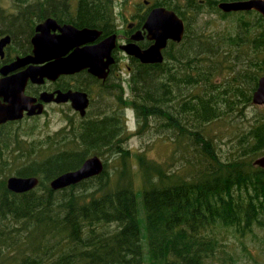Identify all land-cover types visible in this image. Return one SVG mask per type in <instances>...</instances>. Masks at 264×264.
I'll use <instances>...</instances> for the list:
<instances>
[{
	"label": "trees",
	"instance_id": "obj_1",
	"mask_svg": "<svg viewBox=\"0 0 264 264\" xmlns=\"http://www.w3.org/2000/svg\"><path fill=\"white\" fill-rule=\"evenodd\" d=\"M79 1L83 10L111 2ZM219 1H154L181 15L186 33L182 42L170 41L162 63L134 59L133 96L121 100L134 108L139 132L157 120L156 130H171L175 144L190 152L182 155V174L145 153L136 156L146 245L122 114L90 117L80 127L72 122L69 130L41 138H31L35 126L23 131L20 122H7L0 125V264H232L238 256L226 249L229 234L264 233V167L254 164L264 155V109L256 105L260 110L226 156L209 129L236 111L243 118L245 107L255 105L264 75V18L255 10L223 13ZM205 5L224 17L240 14L235 29H195ZM92 155L113 168L107 161L97 176L51 187L52 179ZM11 175L37 176L40 183L16 193L7 186Z\"/></svg>",
	"mask_w": 264,
	"mask_h": 264
},
{
	"label": "flooded vegetation",
	"instance_id": "obj_2",
	"mask_svg": "<svg viewBox=\"0 0 264 264\" xmlns=\"http://www.w3.org/2000/svg\"><path fill=\"white\" fill-rule=\"evenodd\" d=\"M199 1L202 4L206 3V0ZM221 1L229 0H220L219 2ZM126 2L128 1L111 0L108 4H99L98 8L83 10L80 6L82 2L79 0H0V80L20 75L36 66L41 67L54 61V58L44 62L29 60V57L35 56L34 39L41 33L39 26L45 22L43 35L49 40L44 42L40 49L44 54H58L65 50L66 45L64 47L56 46L57 44L52 43L50 39L60 36L63 33L61 28L66 25H72L78 29H96L100 32L96 38L80 45V48L98 45L106 38L116 35V46L112 48L110 58L103 56L98 59L99 64L105 67V78L91 72L89 67L72 73L59 74L54 79L46 76L41 78L40 75L35 79L28 77L24 94L34 100L30 103L23 102V116L8 122L22 123L25 120L37 119L50 115L51 110H55V108H61L62 114L68 119L70 126L72 122H75L76 127H80L82 121L90 117L100 118L104 115L115 114L125 116L127 104L122 105L121 100H128V97H132L133 93L131 91L130 95H125L122 72L126 70L131 73L136 70L137 63L134 59L138 58L130 55L122 46L136 43L143 49L149 47L153 41L148 39L147 31L143 26L150 11L154 7L162 6L155 5L149 0L136 2L133 5H128ZM85 12H90L92 15L86 18ZM179 16L185 21L181 15ZM49 19L53 21L47 22ZM136 35L139 39L133 38ZM75 49L76 47L69 49L63 57H67ZM111 58L113 61L109 63ZM104 71L102 73H105ZM70 91L88 94L89 105L84 116L74 108L71 100L64 102L56 100L59 92ZM47 93H54L52 100L48 102L41 98L43 94ZM106 97L112 98V104L109 102L112 105L109 112H105L107 109ZM39 108H43L42 113L29 114L30 111L37 112Z\"/></svg>",
	"mask_w": 264,
	"mask_h": 264
},
{
	"label": "water",
	"instance_id": "obj_3",
	"mask_svg": "<svg viewBox=\"0 0 264 264\" xmlns=\"http://www.w3.org/2000/svg\"><path fill=\"white\" fill-rule=\"evenodd\" d=\"M218 7L224 12L251 11L259 12L264 18V0H229L221 1ZM53 21L49 19L47 22ZM46 23V22H45ZM45 23L39 26L41 33L34 39L36 44L35 56L29 57L33 62H44L54 58V61L41 67H34L17 76L5 77L0 80V125L10 120H16L23 116V102L30 103L32 98L24 94L25 84L28 77L35 79L38 75L49 78H56L62 73H72L82 68L89 67L90 71L99 77L105 78V67L99 64L100 57L110 58L112 48L116 46V35L106 38L103 42L95 46L79 47L80 45L96 38L100 32L96 29H78L72 25H66L62 34L55 39H50L56 46H67L64 51L54 54H44L41 52L42 44L49 40L43 35ZM143 28L147 31L148 39L153 43L147 48H141L136 43L123 45L122 48L130 55L138 58L145 64H157L164 61V49L170 40L181 42L184 38L186 26L185 21L173 10L164 6L154 7L144 23ZM140 33V31H138ZM134 39L139 37L133 36ZM76 49L67 57H63L69 49ZM102 59V58H101ZM100 59V60H101ZM113 59L109 61L111 63ZM38 70V71H37ZM101 71V72H100ZM104 71L105 73H102ZM54 93L43 94L42 99L51 101ZM3 99V100H2ZM58 102L71 100L74 108L79 110L84 116L89 105V97L86 92H59L56 98ZM253 103L264 106V75L259 78L256 90L253 93ZM43 108L37 112L30 111L29 114L42 113ZM255 165L264 167V155L256 158ZM105 161L99 155L88 157L78 169L64 172L50 182L53 189H63L65 187L80 183L81 181L103 172ZM40 183L37 176L11 175L7 179L8 188L16 193H23L35 189Z\"/></svg>",
	"mask_w": 264,
	"mask_h": 264
},
{
	"label": "rangeland",
	"instance_id": "obj_4",
	"mask_svg": "<svg viewBox=\"0 0 264 264\" xmlns=\"http://www.w3.org/2000/svg\"><path fill=\"white\" fill-rule=\"evenodd\" d=\"M75 1V0H72ZM121 1V0H116ZM128 5H133L136 2H143L144 0H125ZM154 2L155 0H149ZM200 13L197 16V21H193L194 28L206 27V32H217V31H230L235 29L240 14H231L229 16H223L221 12L210 8L208 5L202 7ZM249 19L256 17L255 14L244 15ZM192 25V26H193ZM229 74V73H226ZM124 78L125 95L131 93V82L130 78L132 72L129 73L126 70L122 72ZM131 96L128 97V100ZM107 109L105 112L111 110L112 98L106 97ZM111 102V104L109 103ZM261 109H264L262 106ZM260 108L256 105H249L245 107L244 114L240 117L238 111L233 112V116L223 118L210 124L209 129L212 130L213 134L219 135L216 140L217 148L222 152L223 156H226L229 152L234 150L237 145L239 137L243 131L249 128L255 115L258 113ZM124 120L126 123V130L130 133L129 138L124 145L131 150L133 156L131 161L133 163V169L135 171V179L137 182V201H138V221L141 231L142 243L145 246L147 242L146 238V214L142 204V179L141 174L138 170V159L137 154L145 153L146 156L155 163H159L162 166L167 167L170 173H183L181 168L185 159L182 158L184 152L190 157V152L184 151L179 148L176 144L171 130H156L155 126L157 120H152L151 124L148 122L147 128L139 132L141 128L138 127L137 116L132 106L127 105L125 109ZM237 118H236V117ZM246 116V117H245ZM22 130L26 131L28 128L35 126L32 132L31 138H41L47 134H53L60 131L63 128L69 130L71 128L68 119L62 114L61 108H55L51 110L50 115L42 116L37 119H29L20 123ZM24 133V132H23ZM169 134L170 136H168ZM29 137V136H28ZM107 162L110 160H105ZM111 168H113V162L110 161ZM116 164V163H115ZM117 166V165H116ZM254 234H249L246 237H236L232 234L224 240L226 243V249L231 252H235L238 256V260L232 264H263L264 263V233L262 230L256 228Z\"/></svg>",
	"mask_w": 264,
	"mask_h": 264
},
{
	"label": "bare ground",
	"instance_id": "obj_5",
	"mask_svg": "<svg viewBox=\"0 0 264 264\" xmlns=\"http://www.w3.org/2000/svg\"><path fill=\"white\" fill-rule=\"evenodd\" d=\"M253 101V100H252Z\"/></svg>",
	"mask_w": 264,
	"mask_h": 264
}]
</instances>
